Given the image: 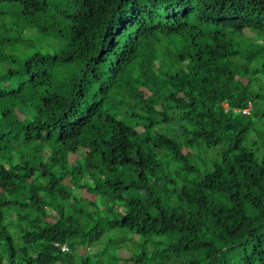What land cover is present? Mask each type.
<instances>
[{
  "label": "trees",
  "instance_id": "trees-1",
  "mask_svg": "<svg viewBox=\"0 0 264 264\" xmlns=\"http://www.w3.org/2000/svg\"><path fill=\"white\" fill-rule=\"evenodd\" d=\"M0 264H264V0H0Z\"/></svg>",
  "mask_w": 264,
  "mask_h": 264
},
{
  "label": "rangeland",
  "instance_id": "rangeland-1",
  "mask_svg": "<svg viewBox=\"0 0 264 264\" xmlns=\"http://www.w3.org/2000/svg\"><path fill=\"white\" fill-rule=\"evenodd\" d=\"M246 44H249V42H246ZM5 65H7V66H8V64H5Z\"/></svg>",
  "mask_w": 264,
  "mask_h": 264
},
{
  "label": "built area",
  "instance_id": "built-area-1",
  "mask_svg": "<svg viewBox=\"0 0 264 264\" xmlns=\"http://www.w3.org/2000/svg\"><path fill=\"white\" fill-rule=\"evenodd\" d=\"M62 249H63V250H65V248H64V247H62Z\"/></svg>",
  "mask_w": 264,
  "mask_h": 264
}]
</instances>
